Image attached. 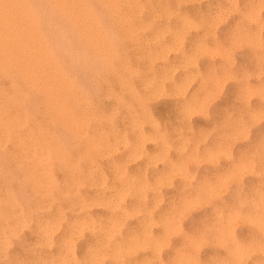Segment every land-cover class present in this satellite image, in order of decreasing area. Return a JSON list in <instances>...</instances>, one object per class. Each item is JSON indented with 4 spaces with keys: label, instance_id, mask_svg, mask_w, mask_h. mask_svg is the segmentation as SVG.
I'll list each match as a JSON object with an SVG mask.
<instances>
[{
    "label": "rangeland",
    "instance_id": "obj_1",
    "mask_svg": "<svg viewBox=\"0 0 264 264\" xmlns=\"http://www.w3.org/2000/svg\"><path fill=\"white\" fill-rule=\"evenodd\" d=\"M62 1L26 0L65 115L0 69V264H264V0Z\"/></svg>",
    "mask_w": 264,
    "mask_h": 264
},
{
    "label": "bare ground",
    "instance_id": "obj_2",
    "mask_svg": "<svg viewBox=\"0 0 264 264\" xmlns=\"http://www.w3.org/2000/svg\"><path fill=\"white\" fill-rule=\"evenodd\" d=\"M47 2L54 8L55 11L61 12L64 17H66L67 15V18L70 19L69 15L65 11V5L62 0H47ZM98 2L105 6V0H98ZM30 7L27 5L26 0H0V54L2 57V59H0V69L4 70L7 66L15 67L20 75L23 76L26 80L35 81L37 88L49 97V104L51 109H57L56 111L58 113H64L65 115L67 106L65 105V103L59 102L58 98L54 96V93H56V88H54V86L52 85V80L66 83L67 78L62 73L60 69V62L54 56L55 54L53 53V51L46 49V38L41 30L42 28L40 29V27L42 26L40 25L39 27L37 23V14H35V10L33 11ZM91 8L85 2H82L80 8L81 12L78 18L75 20V17L73 15L71 16V18L73 23H75L76 31L79 33V35L81 34L86 42L89 43L92 51L95 53V55L98 56L99 61L105 64V31L103 30L100 18L92 12ZM97 8L98 11L100 10L99 12L104 11H101L102 9H100V7ZM69 90L73 91V89H71L70 87ZM11 122L12 121L3 118L0 113V148L3 146L5 141L10 138V136H12L13 138V135H11ZM90 146L94 151H98V145L95 142H91ZM39 150L36 152L37 154L31 152L30 154H21V156H29V158L49 157L50 154L48 152H44L43 149L40 151Z\"/></svg>",
    "mask_w": 264,
    "mask_h": 264
}]
</instances>
